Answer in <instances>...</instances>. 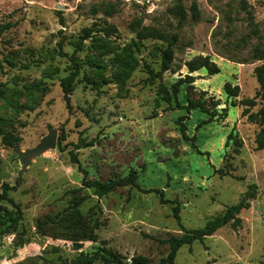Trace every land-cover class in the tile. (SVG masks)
I'll use <instances>...</instances> for the list:
<instances>
[{"label":"rangeland","instance_id":"1","mask_svg":"<svg viewBox=\"0 0 264 264\" xmlns=\"http://www.w3.org/2000/svg\"><path fill=\"white\" fill-rule=\"evenodd\" d=\"M86 28L93 36L78 45ZM150 33L177 36L162 77L149 70H161L170 42L140 39ZM260 35L264 0H0V118L20 138L8 145L0 137V193L3 183L14 187L13 202L0 201V213L16 205L22 210L16 229L0 224V264H74L103 242L128 264L136 255L158 264L170 251L167 239L204 227L251 185L257 197L239 214V227L229 223L183 246L175 264H264V149L255 143L261 126L242 116L239 103L264 91L254 72L264 65L253 58ZM134 41L139 64L120 88L113 80L115 58ZM198 57L215 62L220 73L194 72L196 80L166 102L160 86L171 90L191 74L186 62ZM72 59L82 67L69 110L61 80L71 73ZM228 83L240 86L237 106L227 97ZM191 104L197 106L188 109ZM52 129L61 148L34 158L22 172L17 145L34 148ZM232 132L237 136L229 139ZM133 170L137 187L103 197L91 188L73 192L85 176L107 181ZM154 189L162 192H148ZM82 196L80 210L97 242L78 246L59 236L64 224L39 230V221L63 216Z\"/></svg>","mask_w":264,"mask_h":264},{"label":"trees","instance_id":"2","mask_svg":"<svg viewBox=\"0 0 264 264\" xmlns=\"http://www.w3.org/2000/svg\"><path fill=\"white\" fill-rule=\"evenodd\" d=\"M178 15L180 16V23H183L186 18V13L183 6L180 4L178 7ZM93 28H86L83 30V35L81 36L80 41H78V45H81L85 39H88L93 36ZM140 39L145 38L146 36H153L155 38H160L164 40H168L169 46L162 51V67L161 70L155 72L153 69H150L149 72L156 76L162 77L163 74L171 68V64L173 61V49L177 36H169L164 33H150V35H142L139 34ZM136 47L137 50H140V44L137 41H134L132 44L128 45L123 54L117 55L115 58V63L117 64V70L113 73V80L118 84L120 88H123L126 82L131 77L132 73L136 70L139 61L134 56V49ZM253 58L264 60V35L259 36V42L255 46L253 51ZM73 60V67L71 68V73L62 78L61 87L64 93V99L66 101L67 108L69 110L72 109L71 105V96L75 91L78 83V77L81 72V63ZM186 66L189 69L191 74L185 75V77H181L177 82H175L171 90H168L165 85L160 86V93L163 96V99L171 103L173 99H177L181 87L184 84H191L196 80V76L193 75L194 72L199 71L203 68L207 69L210 75H215L220 73V67L213 61H211L208 57H198L196 59L190 60L186 62ZM256 77L259 81H264V65L257 66L254 70ZM226 92L228 99L231 100V104L237 106L239 103L242 104L245 108L242 111V116H247L250 122L257 123L261 126V129L256 134L255 143L257 150L264 149V91L258 92L257 95L253 98H247L239 103L236 101L237 97L240 94V86L232 85L228 83L226 85ZM258 99H260L261 107L257 112H252V109L256 107L258 103ZM196 104H191L187 108L190 109L192 107H196ZM229 106L225 107V112H228ZM223 117H227V113L223 115ZM214 119L212 118L211 121ZM12 125L0 118V137H2L5 144L13 145L18 142L20 138L14 134L11 130ZM185 127H183V132ZM237 136L236 133L232 132L229 135V139ZM62 138H58L57 145L61 148ZM73 161L79 163L78 157L73 155ZM222 172V171H221ZM125 186H138V174L135 170H133L127 177H120L116 179H111L107 181L99 180V179H88L87 176L83 179V187L79 189L73 190L75 194L79 193L84 187L91 188L94 190V193L99 197H103L110 192L116 190L119 187ZM14 189L9 183L2 184V192L0 193V201H9L13 202L10 198V192ZM148 192H157L160 193L159 189L150 190ZM161 196L162 193H161ZM257 197V189L256 185H251L248 191L245 193L243 198L236 204L230 205L227 207L226 211L207 222L204 227L196 228V229H186L184 228V233L181 236H172L166 240L170 245V251L168 255L160 260L158 264H175V260L179 250L185 245H192L196 241H204L207 237L212 236L218 229L224 227L225 225L231 223V225L237 229L241 224V218L239 214L243 210H247L251 207V201ZM87 199V196H82L78 201H76L71 208L66 211L61 217H53L50 216L44 221L38 222V228L43 233H46L45 226L48 223L52 224H64L65 231L64 233H60L59 236L68 237L74 240L76 245H80L78 242L81 240H92L97 242L98 235L94 231L90 230V225L85 221V217L80 210V206ZM164 201V199H163ZM167 202V201H164ZM17 206L16 211H8L5 210V213H0V224L6 226H12L15 229L17 228L19 221L22 219V210L19 205ZM174 216L177 220H180V209L179 207L174 208ZM14 229V230H15ZM96 248V250L92 253H84L82 252L80 256L74 259V264H92L98 260H102L105 263H114V264H128L129 261H125V259L115 250L105 246V243H102ZM132 264H150V261L144 255H136L132 258Z\"/></svg>","mask_w":264,"mask_h":264},{"label":"water","instance_id":"3","mask_svg":"<svg viewBox=\"0 0 264 264\" xmlns=\"http://www.w3.org/2000/svg\"><path fill=\"white\" fill-rule=\"evenodd\" d=\"M58 143V131L56 129H52L49 134L44 136L40 143L36 145L34 148H28L26 150H22L20 145H17V152L20 159L22 167V172L27 171L29 165H31L34 158L43 155L46 151L50 149H56Z\"/></svg>","mask_w":264,"mask_h":264}]
</instances>
